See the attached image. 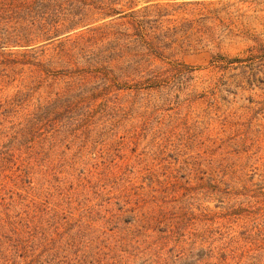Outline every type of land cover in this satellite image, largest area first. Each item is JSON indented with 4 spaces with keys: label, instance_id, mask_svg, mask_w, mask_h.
<instances>
[{
    "label": "rangeland",
    "instance_id": "obj_1",
    "mask_svg": "<svg viewBox=\"0 0 264 264\" xmlns=\"http://www.w3.org/2000/svg\"><path fill=\"white\" fill-rule=\"evenodd\" d=\"M45 1L49 40L0 45V264H264V0ZM78 39L116 52L79 73ZM159 207L205 249L143 255Z\"/></svg>",
    "mask_w": 264,
    "mask_h": 264
},
{
    "label": "trees",
    "instance_id": "obj_2",
    "mask_svg": "<svg viewBox=\"0 0 264 264\" xmlns=\"http://www.w3.org/2000/svg\"><path fill=\"white\" fill-rule=\"evenodd\" d=\"M82 2V1H81ZM72 5L71 3L69 4ZM86 4H81L80 9H88ZM34 8L36 10H40L41 13L45 16L41 17H33ZM39 8V9H38ZM79 9V10H80ZM75 11L73 13H68L63 22L67 23V30L65 32H72L77 29L81 24L86 23L87 20L91 18L92 15L89 14L88 10L84 11ZM90 10V9H89ZM50 11L48 8V3L45 0H0V45L2 49H6L10 46H23L28 47L31 46L33 43L43 41L46 42L50 39L53 34V30L51 29L50 25L48 24L46 16L47 12ZM52 12V11H51ZM54 13V9H53ZM112 12L107 11L105 15H109ZM50 21V19H48ZM9 24L11 26H9ZM56 24V23H54ZM58 33V31L56 32ZM84 39H78L77 41L73 42L72 49L73 52L76 49L84 50L85 54L87 51H94L90 52L91 54L85 55V59L82 58L87 64L83 65L86 67L77 68L79 73L86 74V70H95L101 63L106 62V57L115 53V49L112 48L111 51L106 50V45H100L99 47H92L94 44L89 41L82 42ZM97 44V43H95ZM82 47H81V46ZM92 48L94 50H92ZM99 49H102L98 52ZM148 49L150 52H154L156 57L159 58L161 56V49L148 44ZM70 52V53H73ZM98 52V54H96ZM68 62L69 63H82L81 59H74L71 57ZM234 60V59H232ZM234 62H242L241 60L232 61ZM84 68H87L84 70ZM93 116L85 115L82 119V123L80 122V127L82 128H89L92 125ZM35 129V126H32ZM1 180V179H0ZM2 190V184L0 183V191ZM158 198H153L149 200L151 204H154L158 201ZM132 211V210H131ZM135 215L132 217L131 221L138 225V235L143 239L142 240V254L144 255V231L146 232V240L150 238L147 235L148 232L157 231L160 233L159 237L156 238L154 241H150L145 247V249H154L159 248L162 249V243L164 245L173 243V249H205L203 246L206 243V237L204 235L195 234L192 235L190 238L189 247L186 245L187 242V222L184 220L183 217H174L170 216L168 212L163 207L153 208L150 211H144V209H133ZM163 229H161V227ZM212 245V244H211ZM211 245L208 249H211ZM184 252L180 253V258H183ZM152 263H156V261L150 260ZM200 262V261H199Z\"/></svg>",
    "mask_w": 264,
    "mask_h": 264
}]
</instances>
